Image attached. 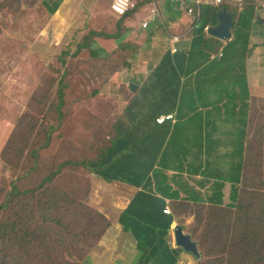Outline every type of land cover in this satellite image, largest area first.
Returning a JSON list of instances; mask_svg holds the SVG:
<instances>
[{"label": "crops", "instance_id": "obj_1", "mask_svg": "<svg viewBox=\"0 0 264 264\" xmlns=\"http://www.w3.org/2000/svg\"><path fill=\"white\" fill-rule=\"evenodd\" d=\"M209 1L134 0L125 16L110 10L111 0L47 1L56 10L51 24L59 25L47 38L62 42L75 32L61 25L80 28L76 49L88 50L92 67H113L108 97L123 104L92 164L108 162L89 177V205L111 225L103 242L109 264H198L175 243L181 226L199 245L190 231L195 216L178 206L236 209L253 182L255 149L264 150V130L263 140L257 133L264 126V9L255 7L247 38L234 44L238 16L248 9ZM223 8L234 22L226 41L208 33ZM167 115L173 120L157 123ZM261 167L264 177V154Z\"/></svg>", "mask_w": 264, "mask_h": 264}, {"label": "rangeland", "instance_id": "obj_2", "mask_svg": "<svg viewBox=\"0 0 264 264\" xmlns=\"http://www.w3.org/2000/svg\"><path fill=\"white\" fill-rule=\"evenodd\" d=\"M47 1L0 0V201L14 183L21 190L37 188L61 163L96 161L109 145L114 121L111 114L123 108V104H114L108 97L112 83L108 74L113 67H92L93 57L88 50L76 49L80 38L73 35L79 37L80 28L61 25L67 32H75L62 42L47 38L52 27H59L51 24L52 8ZM78 14L82 19L88 12L84 7ZM243 19L251 22L253 17L247 12ZM88 28L84 25L83 33ZM61 90L65 103L58 111ZM46 140L50 145L44 148ZM23 149L25 153L20 156ZM35 149L40 155L38 162L31 154ZM254 169L259 187L261 159L257 147ZM90 174L83 167L68 166L54 184L77 199L78 206L83 205L78 209L86 215L90 214L86 207L94 208L88 198ZM93 210V216L99 212ZM192 211L197 210H186ZM210 213L209 207L202 209L205 217ZM89 219L86 216L83 223ZM95 221L102 229L103 223L96 217ZM190 231L195 238L200 237L203 223L198 225L195 219ZM116 254L115 259H119L121 256Z\"/></svg>", "mask_w": 264, "mask_h": 264}, {"label": "trees", "instance_id": "obj_3", "mask_svg": "<svg viewBox=\"0 0 264 264\" xmlns=\"http://www.w3.org/2000/svg\"><path fill=\"white\" fill-rule=\"evenodd\" d=\"M258 1L261 0L248 1L244 5L248 9L245 12L254 14ZM55 11L51 9L52 15ZM238 17L235 39L232 41L234 44H237V40L244 35L247 38L251 26L250 22L243 19L242 13ZM201 25L199 30L203 32L206 23ZM58 95L57 110L60 111L65 103L62 90ZM263 127L259 125L257 130L261 140ZM49 145L50 141L46 140L42 146L47 148ZM24 153L25 149L21 151L20 156ZM257 153L262 164L264 154L262 145H257ZM31 154L35 162H38L40 156L38 150L31 151ZM106 160L108 162L107 156ZM105 165L99 164V161L94 166L91 162L61 163L37 188L21 190L14 183L5 199L0 201V264H102L108 259L107 250H103L104 236L111 226L108 219L100 212L93 216L94 208L86 207L90 219L84 224L83 219L88 215L78 209L83 205L78 206L77 199L54 187L56 180L68 166L83 167L90 173H95L97 168ZM252 173L253 182L245 187L236 209L209 207L212 213L205 217L202 214L205 205L178 206L187 216H195L198 225L203 223V234L195 238L201 253L199 260L193 256L198 264H264L262 167L261 186L258 187L259 182L255 181L257 173L254 168ZM189 208L197 211L189 214L186 212ZM95 217L99 223H103L102 229L95 221ZM83 225L87 228L82 229ZM194 231L197 233L198 228ZM93 237L96 241L91 242Z\"/></svg>", "mask_w": 264, "mask_h": 264}, {"label": "water", "instance_id": "obj_4", "mask_svg": "<svg viewBox=\"0 0 264 264\" xmlns=\"http://www.w3.org/2000/svg\"><path fill=\"white\" fill-rule=\"evenodd\" d=\"M233 27V14L227 13L226 9L223 8L219 14V25L214 28H209L208 33L213 37L226 41L231 37V29ZM174 238L178 247L182 248L186 252L191 253L198 260L201 259V253L199 251L197 242L193 241L190 235L185 234L181 226L175 227Z\"/></svg>", "mask_w": 264, "mask_h": 264}, {"label": "built area", "instance_id": "obj_5", "mask_svg": "<svg viewBox=\"0 0 264 264\" xmlns=\"http://www.w3.org/2000/svg\"><path fill=\"white\" fill-rule=\"evenodd\" d=\"M248 1H252V0H211L209 1V3H211L212 5H222L225 3H229L233 5L244 6ZM257 5L261 7L262 9H264V2L262 3L258 2ZM134 7H135L134 0H111V3H110V10L117 16L126 15ZM188 11L190 14H195L197 17H200V11L196 9L195 10L189 9ZM156 12H157L156 9L152 10V13H156ZM147 27H148V24L143 23V28H147ZM168 120H173V115L159 117V119H157V123L163 124ZM166 212L170 213V210H166Z\"/></svg>", "mask_w": 264, "mask_h": 264}]
</instances>
